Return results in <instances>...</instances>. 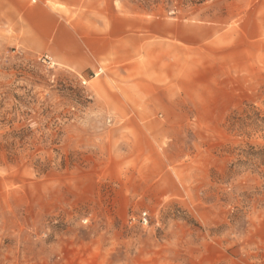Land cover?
I'll list each match as a JSON object with an SVG mask.
<instances>
[{"label":"rangeland","instance_id":"374dc122","mask_svg":"<svg viewBox=\"0 0 264 264\" xmlns=\"http://www.w3.org/2000/svg\"><path fill=\"white\" fill-rule=\"evenodd\" d=\"M20 2L0 0V264H264V0ZM69 27L113 59L33 43Z\"/></svg>","mask_w":264,"mask_h":264},{"label":"crops","instance_id":"0c3cea01","mask_svg":"<svg viewBox=\"0 0 264 264\" xmlns=\"http://www.w3.org/2000/svg\"><path fill=\"white\" fill-rule=\"evenodd\" d=\"M17 8L21 6V0H17ZM39 12V16L47 15H56L53 13V10L49 7L36 6L35 10L31 9L30 12ZM40 13L42 15H40ZM27 20L31 23L35 22L33 19V13L25 15ZM40 23V22H39ZM56 29L52 34H48L47 37H44L43 41L34 39L33 43L37 48L47 49L53 56L57 59H60L67 67L75 70L84 72L89 69L95 71V69L101 64L104 60L113 59L115 55V50L118 45L111 44V41L108 40L106 43L102 42L101 39L92 34L88 35L87 39H79L76 37V29L70 28L67 32V35H57ZM76 33V34H75ZM38 39V38H37ZM102 42V43H101ZM117 55V54H116Z\"/></svg>","mask_w":264,"mask_h":264},{"label":"trees","instance_id":"16d2710c","mask_svg":"<svg viewBox=\"0 0 264 264\" xmlns=\"http://www.w3.org/2000/svg\"><path fill=\"white\" fill-rule=\"evenodd\" d=\"M248 120L251 119V117H247ZM232 126H236V117H233V121H232ZM251 150H254V147H250ZM249 155H252V156H256L259 154V152H254V151H251V152H247ZM262 157L264 156V153H262L261 155ZM264 158V157H263ZM236 215V214H235ZM236 217V216H234Z\"/></svg>","mask_w":264,"mask_h":264},{"label":"built area","instance_id":"2783aa9c","mask_svg":"<svg viewBox=\"0 0 264 264\" xmlns=\"http://www.w3.org/2000/svg\"><path fill=\"white\" fill-rule=\"evenodd\" d=\"M45 60H48V62H51L50 59H48V57H46ZM146 214H147V213H143V216H142V218H141L143 222H147Z\"/></svg>","mask_w":264,"mask_h":264}]
</instances>
